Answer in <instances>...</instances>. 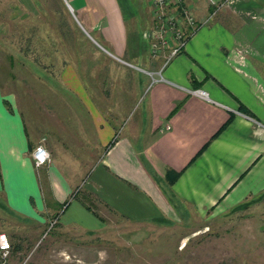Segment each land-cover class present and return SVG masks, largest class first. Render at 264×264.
<instances>
[{"label": "crops", "instance_id": "crops-1", "mask_svg": "<svg viewBox=\"0 0 264 264\" xmlns=\"http://www.w3.org/2000/svg\"><path fill=\"white\" fill-rule=\"evenodd\" d=\"M61 1L80 32L55 50L69 124L44 125L42 175L35 137L0 92V220L16 221L4 264L50 251L87 264L79 253L102 249L118 220L166 230L264 192V0L218 9L164 66L165 50L149 53L150 0ZM218 1L185 3L201 20ZM77 185L85 197H71Z\"/></svg>", "mask_w": 264, "mask_h": 264}, {"label": "rangeland", "instance_id": "rangeland-1", "mask_svg": "<svg viewBox=\"0 0 264 264\" xmlns=\"http://www.w3.org/2000/svg\"><path fill=\"white\" fill-rule=\"evenodd\" d=\"M73 24L71 11L61 0H0V92L21 114L26 130L35 137L34 145L43 143L49 155L46 165L51 153L41 139L47 134L44 125L69 124L65 117L69 99L58 87L64 57L56 56L55 50L59 54L63 44L70 43L65 36L80 32ZM42 167L36 169L38 175ZM72 192L74 198L86 195L80 185ZM117 222L119 230L108 234V240L97 238L102 249L88 250L93 256L79 253L87 264L95 262L97 251L106 264L108 260L110 264H264V192L166 230ZM15 224V219L12 224L0 220V232L7 235ZM193 229L198 231L189 233ZM46 257L44 264H80L73 257L60 260L56 251Z\"/></svg>", "mask_w": 264, "mask_h": 264}, {"label": "built area", "instance_id": "built-area-1", "mask_svg": "<svg viewBox=\"0 0 264 264\" xmlns=\"http://www.w3.org/2000/svg\"><path fill=\"white\" fill-rule=\"evenodd\" d=\"M233 0H219L213 6V9L201 20L195 19L185 0H150L152 29L147 35L149 37V53L151 56H157L160 51H166L162 66L180 53L188 38L201 26L214 16L215 12L232 3ZM150 81L156 80L154 74L147 72ZM157 79L162 80L160 70L156 72ZM189 93L205 97L200 89L188 90ZM30 158L34 167H39L48 162L49 155L42 143H37L30 152ZM53 221L50 223V226ZM10 244L7 236L0 232V264H4L8 256Z\"/></svg>", "mask_w": 264, "mask_h": 264}, {"label": "trees", "instance_id": "trees-1", "mask_svg": "<svg viewBox=\"0 0 264 264\" xmlns=\"http://www.w3.org/2000/svg\"><path fill=\"white\" fill-rule=\"evenodd\" d=\"M178 173L177 172H171V171H168L167 172V178L170 182H172L176 177H177ZM71 197H75V194L74 192L72 193Z\"/></svg>", "mask_w": 264, "mask_h": 264}]
</instances>
